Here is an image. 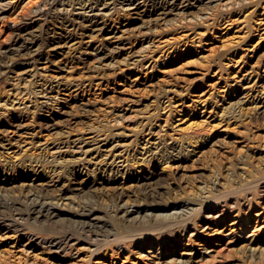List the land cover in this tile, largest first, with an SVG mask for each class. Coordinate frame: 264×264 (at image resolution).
Segmentation results:
<instances>
[{
    "label": "rangeland",
    "instance_id": "rangeland-1",
    "mask_svg": "<svg viewBox=\"0 0 264 264\" xmlns=\"http://www.w3.org/2000/svg\"><path fill=\"white\" fill-rule=\"evenodd\" d=\"M0 264H264V0H0Z\"/></svg>",
    "mask_w": 264,
    "mask_h": 264
},
{
    "label": "bare ground",
    "instance_id": "bare-ground-1",
    "mask_svg": "<svg viewBox=\"0 0 264 264\" xmlns=\"http://www.w3.org/2000/svg\"><path fill=\"white\" fill-rule=\"evenodd\" d=\"M174 149H175V148H174ZM174 149H173V151H174ZM86 209H87V208H86ZM32 211H33V209H32ZM37 212H38V211H37ZM66 234H67V233H66ZM66 234H65V235H66Z\"/></svg>",
    "mask_w": 264,
    "mask_h": 264
}]
</instances>
